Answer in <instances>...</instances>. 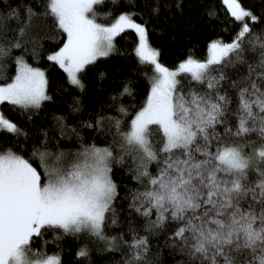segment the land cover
I'll use <instances>...</instances> for the list:
<instances>
[{
	"label": "snow or ice",
	"instance_id": "snow-or-ice-1",
	"mask_svg": "<svg viewBox=\"0 0 264 264\" xmlns=\"http://www.w3.org/2000/svg\"><path fill=\"white\" fill-rule=\"evenodd\" d=\"M184 7L0 0V264H67L69 236L72 264H264V0L207 6L221 29L205 58L189 52L168 66L151 31ZM126 30L136 67L123 77L117 69L90 111L85 77L106 80L98 63L120 51ZM28 55L63 71L67 111ZM137 71L145 95L125 103L140 95ZM41 112L51 124L34 122Z\"/></svg>",
	"mask_w": 264,
	"mask_h": 264
},
{
	"label": "trees",
	"instance_id": "trees-1",
	"mask_svg": "<svg viewBox=\"0 0 264 264\" xmlns=\"http://www.w3.org/2000/svg\"><path fill=\"white\" fill-rule=\"evenodd\" d=\"M217 0H184V11L182 15H177L175 19L169 17L167 20L161 18L153 26L159 31H151V42L154 46L161 49V61L168 66H175L176 62L191 52L198 58H205L207 41L216 34H220L221 25L215 20L210 21L205 15V9L207 6L216 3ZM246 3H256L259 6V0H245ZM225 38L227 34L224 33ZM62 39V37H61ZM135 35L132 30H126V34H120L117 37V47L119 52L113 54L107 59H102L98 63V67L108 72V77L105 81L101 82L97 80L92 72L86 77L87 90L83 94V102L85 107L90 111H95L97 107L103 104L107 99L108 90L113 87V74L119 69L121 77L128 76L129 70L136 67V58L132 48L134 47ZM47 46V45H46ZM30 63L37 64L40 67H44L47 70L49 76V91L57 99V107L62 106V110L67 111L64 100L66 96L62 92H58V88H62L65 84V74L58 66L52 65L51 62L46 60V56L39 61L33 60L31 55L27 56ZM7 65V73L14 75L15 63L13 61H4ZM132 79L138 81L135 85L140 95L137 97V101H125V103H138L143 99L145 95V87L147 81L144 79L140 72L137 71L132 74ZM0 82H5L0 79ZM78 94V93H77ZM54 105L52 102H46L44 110L51 113ZM5 115L16 120L17 122L24 123V117L21 116L15 109L10 106H3ZM44 112H41L38 116L33 117L36 124L44 126L45 124H51L50 119H42ZM68 123H72L69 119ZM31 130V124L27 125ZM89 136V133H85ZM62 147H69V143H64ZM38 247L39 245H34ZM78 247L77 241L72 237L66 239L64 245V253L62 259L67 264H72L73 256L76 248ZM49 253L55 252V246L49 245L47 248ZM168 258L165 257V260Z\"/></svg>",
	"mask_w": 264,
	"mask_h": 264
}]
</instances>
